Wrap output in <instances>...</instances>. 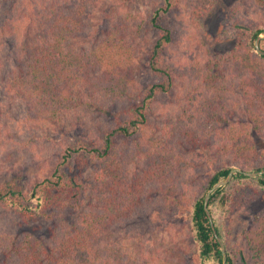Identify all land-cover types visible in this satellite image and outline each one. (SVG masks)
<instances>
[{
	"label": "trees",
	"instance_id": "1",
	"mask_svg": "<svg viewBox=\"0 0 264 264\" xmlns=\"http://www.w3.org/2000/svg\"><path fill=\"white\" fill-rule=\"evenodd\" d=\"M98 1L0 0L5 118L17 122L9 108L25 104L32 121L73 120L61 130L68 138L45 174L25 184L16 178L0 182V206L7 207L12 227L0 230V264H180L179 250L166 255L140 248L137 238L146 234L141 224L154 214L170 224L187 216L188 252L198 264H224L204 199L233 167L264 169V152L252 139L253 130H264V55L254 44L264 24L235 25L236 41L224 54L185 67L172 60L173 33L163 23L180 0H161L146 20L160 31L147 53L156 79L127 93L123 71L136 74L137 48L122 40L120 20L97 21ZM182 85L178 108L164 109L165 124L156 130L150 120L154 102ZM241 88L248 119L234 120L233 92ZM206 149L210 159L195 156ZM259 195L264 202V174L241 173L210 195L231 264H264V209L245 232L246 253L231 244L228 230L233 213ZM40 219L50 223L46 235L32 227Z\"/></svg>",
	"mask_w": 264,
	"mask_h": 264
},
{
	"label": "rangeland",
	"instance_id": "2",
	"mask_svg": "<svg viewBox=\"0 0 264 264\" xmlns=\"http://www.w3.org/2000/svg\"><path fill=\"white\" fill-rule=\"evenodd\" d=\"M160 1L99 0L94 5L97 21L104 20L108 23L120 20L118 27L122 40H133L137 48L134 61L136 74L123 71L127 75L125 84L126 88H129L127 93H130L131 90H138L141 86L146 87L156 79L149 73L147 53L159 37L160 31L147 26L146 20ZM198 7L202 9L200 10ZM163 23L173 33V41L170 44L172 60L178 65L187 67L195 59L224 54L236 41L235 25L264 24V3L261 0H211V5L207 8L204 3H200L198 0H180V5L164 18ZM261 41L263 42L262 46L260 42V47L264 50V37ZM178 82L182 84L183 81ZM106 84L110 86L112 81L107 80ZM259 89L263 95L260 97H264V89L261 87ZM3 93L0 90V98L5 95ZM184 93V86H177L172 94H164L156 99L154 106L150 109V120L156 130L161 128L160 125L165 124L161 120L162 111L164 109L176 110ZM233 100L236 104H232V106L236 105V110L231 113V117L234 120L248 119V115L244 114L249 105L246 91L242 88L235 90ZM261 105L260 108H264V100ZM5 110H8V105L0 104V125L6 127L7 130V133L0 134V182L16 178L22 184L29 183L38 175L45 174L48 168L56 162L58 152L62 150L60 142L68 138V135H61V132L69 129L73 120L72 117L67 116L62 119L63 121L60 120L61 123H57L60 116H56L54 120L47 118L41 121H32L25 104H12L9 110L18 119L17 122H14L5 118L6 114H9L5 113ZM252 139L256 142V147L264 152V130H253ZM201 153L202 155L198 153L195 156L205 160L210 159L211 150L206 149ZM212 165L210 160L208 168ZM86 178L88 182H91L90 169L86 171ZM261 198L259 195L255 201L241 205L229 221V241L232 245L237 244L242 247L245 253V232L249 229L255 215L264 209V202ZM9 214L7 207L0 206V230L12 228ZM164 221L154 214L150 220L141 224V227L146 229V234L144 237L138 236L139 238H137L140 248L147 252L157 251L166 255L179 250L176 258L179 259L180 264H198L194 255L188 252L190 248L186 246L189 238L188 217L180 216L177 221L171 224ZM147 226L150 227L149 231ZM32 227H35L37 232L42 231L45 235L51 229L50 223L46 219L33 222ZM137 250L139 251L138 248Z\"/></svg>",
	"mask_w": 264,
	"mask_h": 264
},
{
	"label": "water",
	"instance_id": "3",
	"mask_svg": "<svg viewBox=\"0 0 264 264\" xmlns=\"http://www.w3.org/2000/svg\"><path fill=\"white\" fill-rule=\"evenodd\" d=\"M263 37H264V33H261L260 35L257 36V38L255 40V43H254L256 51L259 54H262V55H264V50L260 47V42H261V39ZM235 173H241V174H244L246 176L256 177V176L264 174V169L263 170H257V171H246V170H244V169H242L240 167H233L229 171L228 175L225 178L220 179L216 184H214V186L207 192V194L205 196L204 209H205L206 215H207V217L209 219V222H210L211 228L213 230V233L215 235V238L217 239V241H218V243L220 245L224 264H231V263L228 261L226 243H225L224 239L218 233L217 228L215 226L213 215H212V212H211V210L209 208V200H210V195L216 189H218V188H220L222 186H226V185H228L230 183V181L232 180V178H233Z\"/></svg>",
	"mask_w": 264,
	"mask_h": 264
}]
</instances>
